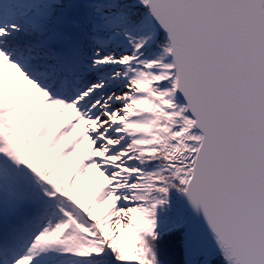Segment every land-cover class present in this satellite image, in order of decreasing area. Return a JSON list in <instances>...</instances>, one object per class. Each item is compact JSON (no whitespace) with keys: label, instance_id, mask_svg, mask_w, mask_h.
Instances as JSON below:
<instances>
[{"label":"snow or ice","instance_id":"6c2138e0","mask_svg":"<svg viewBox=\"0 0 264 264\" xmlns=\"http://www.w3.org/2000/svg\"><path fill=\"white\" fill-rule=\"evenodd\" d=\"M133 260L264 264V0H0V264Z\"/></svg>","mask_w":264,"mask_h":264},{"label":"rangeland","instance_id":"374dc122","mask_svg":"<svg viewBox=\"0 0 264 264\" xmlns=\"http://www.w3.org/2000/svg\"><path fill=\"white\" fill-rule=\"evenodd\" d=\"M87 143V142H85ZM83 150H84V145L81 146V150L80 152L77 153V155L75 157H73V159L68 163V165L66 166L67 169H68V172L69 173H72L76 166H77V163L78 161L80 160V157L83 153ZM104 183V178L99 176V173L97 172H93L90 174L89 176V179L87 180L86 183H84V188L86 190H91L93 187L99 189L100 186ZM87 204V203H86ZM104 215V213H100V216L102 217ZM113 231H115V229H113ZM111 233V232H110ZM122 241H120V245H122L123 247L125 245H128L130 244L132 241H131V236L129 233L125 232L124 235L122 236Z\"/></svg>","mask_w":264,"mask_h":264},{"label":"trees","instance_id":"16d2710c","mask_svg":"<svg viewBox=\"0 0 264 264\" xmlns=\"http://www.w3.org/2000/svg\"><path fill=\"white\" fill-rule=\"evenodd\" d=\"M85 203H87V202H85ZM86 206H87V204H86ZM102 218H103V216L101 217V216H100V213L97 214V219H102ZM124 233H125V232H117V235L119 236V242L122 240L121 238H122V236L124 235ZM110 235H111V233H110ZM129 246H131V244L128 245V246H126V247H129ZM129 264H135V261H134V260H133V261H130Z\"/></svg>","mask_w":264,"mask_h":264}]
</instances>
